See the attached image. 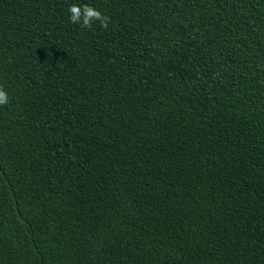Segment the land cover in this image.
<instances>
[{
  "label": "trees",
  "instance_id": "1",
  "mask_svg": "<svg viewBox=\"0 0 264 264\" xmlns=\"http://www.w3.org/2000/svg\"><path fill=\"white\" fill-rule=\"evenodd\" d=\"M0 87V264H264V0H0Z\"/></svg>",
  "mask_w": 264,
  "mask_h": 264
},
{
  "label": "clouds",
  "instance_id": "2",
  "mask_svg": "<svg viewBox=\"0 0 264 264\" xmlns=\"http://www.w3.org/2000/svg\"><path fill=\"white\" fill-rule=\"evenodd\" d=\"M69 20L71 23L79 24L82 28L89 29L94 22H98L101 27L107 29L110 23V18L102 14L98 9L89 4H71L68 9ZM9 102L8 94L0 87V106L6 105Z\"/></svg>",
  "mask_w": 264,
  "mask_h": 264
}]
</instances>
